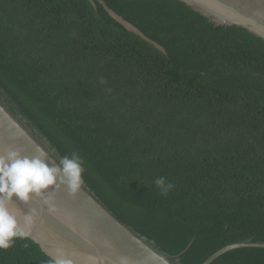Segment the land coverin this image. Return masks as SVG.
Segmentation results:
<instances>
[{"label": "trees", "instance_id": "16d2710c", "mask_svg": "<svg viewBox=\"0 0 264 264\" xmlns=\"http://www.w3.org/2000/svg\"><path fill=\"white\" fill-rule=\"evenodd\" d=\"M104 1L166 53L96 0H0V100L58 159L78 151L84 186L178 263L264 242V40L179 0ZM52 260L28 237L0 251ZM210 264H264V247Z\"/></svg>", "mask_w": 264, "mask_h": 264}, {"label": "water", "instance_id": "95a60500", "mask_svg": "<svg viewBox=\"0 0 264 264\" xmlns=\"http://www.w3.org/2000/svg\"><path fill=\"white\" fill-rule=\"evenodd\" d=\"M88 1L96 7L95 0ZM96 1L126 30L166 53L161 44L115 12L104 0ZM179 1L215 25L240 26L264 40V0ZM10 148L19 149L27 156L39 155L42 150L50 159L49 165L52 161L58 162L52 151L0 100V154ZM32 210H35L32 223L26 224L24 218L31 215ZM9 211L17 218L26 237L53 260L59 256L72 264H180L177 257L183 251L174 256L164 254L117 218L84 185L74 196L60 189L51 194L47 204L34 198L27 203L9 205ZM239 247H264V242L244 239L227 244L201 264H210L223 253Z\"/></svg>", "mask_w": 264, "mask_h": 264}, {"label": "clouds", "instance_id": "9594fccd", "mask_svg": "<svg viewBox=\"0 0 264 264\" xmlns=\"http://www.w3.org/2000/svg\"><path fill=\"white\" fill-rule=\"evenodd\" d=\"M103 83V81H101ZM47 154L27 156L16 148L0 154V251L12 248L18 239H25L17 218L9 211V205L27 203L34 198L47 204L51 194L60 189L69 196L76 195L85 184V160L76 150L59 156L58 162L47 163ZM161 196H167L175 187L174 183L160 176L153 181ZM31 194V195H30ZM15 198V199H14ZM35 210L25 216V223L31 224ZM51 264H72L70 260L57 257Z\"/></svg>", "mask_w": 264, "mask_h": 264}]
</instances>
